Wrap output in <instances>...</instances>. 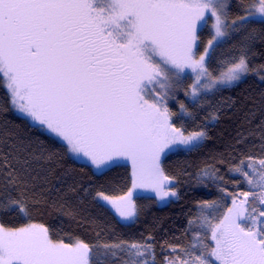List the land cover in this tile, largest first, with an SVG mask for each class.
Listing matches in <instances>:
<instances>
[{
	"label": "snow or ice",
	"instance_id": "6c2138e0",
	"mask_svg": "<svg viewBox=\"0 0 264 264\" xmlns=\"http://www.w3.org/2000/svg\"><path fill=\"white\" fill-rule=\"evenodd\" d=\"M240 7L242 14L233 18L229 0H0V84L17 112L96 171L131 161L132 187L124 195L96 193L131 220L137 188H150L160 201L178 198L162 157L198 150L207 138L204 130L177 127L173 118L179 114L167 105L186 70L194 74V100L249 73L247 42L256 33L253 25L264 29V0H241ZM209 25L201 52L200 31ZM240 32L241 55L214 76L208 66L214 50ZM180 112L190 115L183 103ZM201 171L224 180L214 167ZM229 172L249 190L221 187L220 200L198 203L197 220L188 222V247L169 245L173 256L165 264H264V157L249 155ZM8 199L3 211L28 214L24 193ZM151 239L69 244L54 239L43 224L0 223V264H106L120 253L127 255L124 264H156Z\"/></svg>",
	"mask_w": 264,
	"mask_h": 264
},
{
	"label": "trees",
	"instance_id": "16d2710c",
	"mask_svg": "<svg viewBox=\"0 0 264 264\" xmlns=\"http://www.w3.org/2000/svg\"><path fill=\"white\" fill-rule=\"evenodd\" d=\"M240 4L241 0H229L233 18L242 14ZM252 27L256 33L246 48L249 73L231 86L184 103L190 115L181 113L173 118L186 133H207L198 150L173 151L162 157L164 171L172 179L178 198L158 204L153 196L134 194L137 214L130 222L122 221L98 202L96 193L124 195L132 186L131 167L117 163L95 171L73 158L62 142L14 110L7 89L0 84V223L7 227L43 224L54 239L65 243L81 240L90 246L151 237L156 264H165L166 256L172 258L169 245L178 246V251L188 247L192 239L188 222L197 220L198 203L220 200L221 187L232 193L248 191L243 178L229 172V167L249 155L264 157V29L260 25ZM244 35L232 33L214 50L208 62L214 76L241 55ZM209 37L208 29L202 28L200 49ZM189 82L184 77L181 85L185 88ZM170 110L176 113V106ZM206 167L217 169L216 175L223 176V182L203 177L201 170ZM21 193L28 200L27 215L2 210L9 207V196L19 198ZM225 203L229 205L230 198ZM126 259V253H120L109 257L106 264H124Z\"/></svg>",
	"mask_w": 264,
	"mask_h": 264
},
{
	"label": "rangeland",
	"instance_id": "374dc122",
	"mask_svg": "<svg viewBox=\"0 0 264 264\" xmlns=\"http://www.w3.org/2000/svg\"><path fill=\"white\" fill-rule=\"evenodd\" d=\"M202 29V28H201ZM208 29V31H209V34H210V36H211V31H210V25H209V27L207 28ZM208 39H210V37L208 38ZM207 39V40H208ZM207 40L204 42V44L201 46V49H200V51L202 52L203 51V48H204V46L206 45V43H207ZM229 67V66H228ZM228 67L227 68H225V70H223L222 72H226L227 71V69H228ZM221 72V73H222ZM262 72L264 73V69L262 70ZM220 73V74H221ZM220 74L218 75V76H220ZM184 77H186L190 82V84H187L186 85V87L184 88V86L183 85H181L180 84V86L179 87H177V88H175L174 90H172V91H170V93H169V98H168V101H167V105H168V107L170 108L171 106H176V109H177V111H176V113H178V114H181V112H180V104L181 103H190V102H194V101H196L197 99H198V97L200 96V95H202L203 93H210V92H212V91H214V90H216V89H218V88H220V87H225V86H222V85H216L215 87H213L210 91H202L200 94H199V96L194 100L193 98H192V96H191V85H192V83H193V77H194V74L193 73H191L190 71H188V70H186V74H185V76ZM183 77V78H184ZM187 93V94H186ZM179 97H182L183 98V101H180L179 100ZM15 110V109H14ZM16 111V110H15ZM17 112V111H16ZM19 115H21L19 112H17ZM22 116V115H21ZM24 117V116H23ZM26 118V117H25ZM29 122H31L32 124H34L30 119H28V118H26ZM34 125H36V126H38L41 130H43L44 132H46L47 134H49L50 136H52L53 138H55L56 140H58V141H60V142H62L61 140H59L57 137H55L54 135H52L51 133H49V132H47L46 130H44L43 128H41L39 125H37V124H34ZM63 143V142H62ZM73 158H75V159H78V160H80V161H83V162H85V163H87L88 165H90L91 166V168L93 169V170H95L93 167H92V165L90 164V163H88L87 162V159L86 158H82V157H76V156H74V155H72V154H70ZM117 163H126V164H128L130 167H131V172H132V165H131V161L130 160H126V159H121L120 161H118ZM116 163V164H117ZM96 171V170H95ZM254 178H256V177H254ZM132 187V186H131ZM249 187V186H248ZM175 191H176V189H174ZM134 194H142V195H150V196H153L155 199H156V201H157V203L158 204H164V203H166V202H168L169 200H171V199H174L175 197H167V198H165L163 201H160L157 197H156V194L150 189V188H137V189H135L134 191H133V195ZM97 201L98 202H100V203H102V204H104V205H106V206H108L110 209H112L117 215H118V213L115 211V209L111 206V205H109V204H107L106 202H103V201H100V200H98L97 199ZM230 203H231V200H230ZM230 203H229V205H230ZM119 216V215H118ZM120 217V216H119ZM120 219L122 220V221H124V222H130V221H132L133 219H131V220H124V219H122L121 217H120ZM73 243H75V242H71V243H69V244H73Z\"/></svg>",
	"mask_w": 264,
	"mask_h": 264
}]
</instances>
